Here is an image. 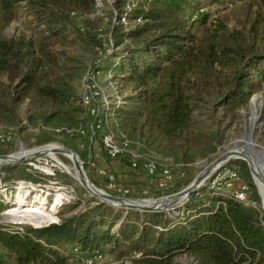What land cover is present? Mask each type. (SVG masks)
Listing matches in <instances>:
<instances>
[{
	"label": "trees",
	"instance_id": "1",
	"mask_svg": "<svg viewBox=\"0 0 264 264\" xmlns=\"http://www.w3.org/2000/svg\"><path fill=\"white\" fill-rule=\"evenodd\" d=\"M22 3L38 20L41 38L2 35ZM96 10L97 0H0V76L8 81L7 92L0 97V123L19 135L38 128L40 144L79 139L87 165L91 155L96 158L94 145H99V165L119 185L130 189L139 185L138 192L182 190L188 183L181 184L176 173L164 181L165 169L157 163L156 174L148 173L144 166L152 157L147 154L134 158L125 149L116 158L109 157L103 144L104 136L112 135L108 121L128 147L140 143L144 152L170 156L181 167L210 160L231 138L230 129H241V110L258 89L254 72L264 64V14L257 13L248 31L232 30L214 21L201 0H114L108 48L87 74L108 73L113 86L120 85V96L127 90L134 95L107 111L103 102L96 103L99 94L95 95L94 117L83 102L84 69L73 66L74 57L58 46L73 37L102 49L89 17ZM77 15L82 18L75 20ZM26 101L30 109L22 119L18 107ZM117 165L129 177L121 179L114 171ZM225 167L238 170L255 207H246L213 186L214 174L178 216L97 202L78 212L76 207L65 209L58 224L44 228L10 230L0 225V264H71L76 258L85 263L103 249L119 257L138 255L133 264H178L181 256L198 264H264V213L257 208L262 196L244 161ZM90 177L104 186L97 172L91 170ZM162 181L164 187L159 186ZM5 207L0 202V210Z\"/></svg>",
	"mask_w": 264,
	"mask_h": 264
},
{
	"label": "rangeland",
	"instance_id": "2",
	"mask_svg": "<svg viewBox=\"0 0 264 264\" xmlns=\"http://www.w3.org/2000/svg\"><path fill=\"white\" fill-rule=\"evenodd\" d=\"M113 2L114 0H97V10L89 16L92 19L94 26L96 27L93 34L97 36L100 43H103L102 49L95 45L92 46L90 44L84 43L81 40L75 41L73 40V37H70L64 45L58 46L59 51H62L63 53H67L68 55L74 57V60L71 61L73 66L84 69L83 78L81 79V86L83 87L81 90L82 93L86 90L84 89L86 82L83 80L85 75L90 69L93 70L99 65V59L104 56V48H108L106 46L107 43H105V40L110 32L109 29L111 27V21L114 19L111 11ZM201 3L203 4L205 11L211 13L214 21L220 20L225 23L229 29L232 30L248 31L257 13L259 12L264 14V0H201ZM21 7H23L22 10L18 12L13 23L2 33V35L6 38H41V28L37 27V24L39 23L38 20L34 19V16L31 13L27 12L24 3L21 4ZM75 18V20H77L82 18V16L77 15ZM107 52L110 53L111 49H107ZM254 73V81L258 84V89L251 98L249 106L241 110V119L243 121V124L240 127L241 129L239 130L238 128V131L230 129L231 138L221 148H219L217 153L214 154L210 160H197L193 163L185 165V167H181L177 165L174 159L170 156L157 154L156 152H152L149 149L148 151L144 152V147L140 143H134L130 145L131 147H128L129 143L124 141L125 143H128L126 144V147L124 143L122 144L123 137H121V134L116 131L113 123L111 121H108V130L112 133L117 143L120 144L124 148V150L129 149L131 153L139 156L143 154L149 155L150 157H152L151 161L155 162V164L157 163V165H160L162 168L170 170L173 175L176 173L179 177L178 181L181 179V184L188 183V185H186L182 190L179 191H174L173 189L161 190L160 188H156L153 192L154 195H148L145 191L138 192L135 187H139V185L132 184L134 188L131 189L124 185H120L123 189H125L124 191L128 190L130 192L113 194L108 190L97 186L91 180V168L86 164L84 160L83 153L85 152L84 149L81 148V142H79V139L74 141L73 143L68 142V144H65L60 138H57V140L40 144L37 141V135L39 134L38 128L35 127H32V130L22 132L14 141V143H12V145H10L8 148L5 146H1L0 156L14 154L18 152L22 146L27 149H34L45 145H58V147L61 146L60 148H70L77 152L79 159L83 162V168L86 173V177H88V179L105 194H109L116 198H122L126 200H156L169 197L183 191L188 186H190L212 162L223 156L226 152L236 150L238 146L243 145L244 142L248 140V135L252 129L253 143L255 144V148L258 150L264 148V64H260V66L255 69ZM2 85H5V87H3ZM7 85L8 81L6 77L0 76V97L3 93L7 92ZM93 86H95L93 93L96 95L99 94V96H97L96 98V103L99 105L100 102H103L106 105V111L114 105L122 104L125 97L134 95L132 94L131 90H127L122 96H120V85L118 86V88L115 84L113 86L112 81L110 80V75L105 72H101L97 75L95 84H93ZM254 99H257L258 104H256V106L258 108V111L252 103V100ZM29 109V101L20 104V106L18 107V112L21 114L22 119H26V114ZM1 126L3 128H11L9 125L0 123V127ZM88 144L89 141L86 146H88ZM94 147L96 148L95 151L99 153V145L95 144ZM57 158L64 164V167L59 166L53 159L49 157L36 162V165L39 166L40 169L37 168L34 170H31L29 168L28 161L15 164L12 163L0 165V202L6 206L5 208L0 210L1 226L10 230H21L25 227L36 228L35 226L45 225V223L42 222L35 223L27 220L26 218H21L17 214H19V210L27 206H40L42 205L43 201H45L44 207L48 209L56 203L55 198L57 200L58 195L61 196V200L57 205L58 221L60 220V212L65 209L68 210L76 207V209H74V212H78L79 210L86 208L88 203H103L95 196L91 195L82 186V181L75 171L73 160H71L68 155L58 154ZM98 159L99 157H96L97 165L100 164L97 161ZM230 162L231 161L227 162L223 166L229 164ZM245 163L247 164V162ZM46 167L53 169L55 175L46 174L44 172L48 170ZM214 173L211 176H213ZM209 178L207 180H209ZM207 180L204 182V185ZM258 186L257 188L263 200V189ZM142 187L144 186L142 185ZM148 187L153 188L154 186L149 185ZM133 189H136L137 191L131 192ZM21 197L24 198L23 200L25 206L23 207H20ZM262 200L261 204L257 206L259 210H262ZM63 201L64 203L62 204ZM78 201H82V204L78 203ZM186 202L187 201L182 202V199H180L175 204V208L165 211L171 216H178L179 214H181L179 209L182 208ZM11 210L15 211L11 212ZM55 217L56 216H54V219ZM21 220L24 221L21 222ZM137 257L138 255L119 257V255L111 254L106 249H103L102 256L97 255L89 257L87 258V260H91L92 264H133V259ZM71 264L86 263L76 258L71 262ZM178 264L198 263L191 257L181 256L178 259Z\"/></svg>",
	"mask_w": 264,
	"mask_h": 264
},
{
	"label": "built area",
	"instance_id": "3",
	"mask_svg": "<svg viewBox=\"0 0 264 264\" xmlns=\"http://www.w3.org/2000/svg\"><path fill=\"white\" fill-rule=\"evenodd\" d=\"M95 81H96V76L94 74H92L91 72H89L86 76V79H85L86 93H85L84 98H83L84 105L89 109L90 115L94 116V117H96L97 112H98L96 107H94L92 104V98L96 95L93 93V90L95 89V86H93V84H95ZM22 124L26 127H29V123L27 120H24ZM92 126H93V124L91 125V127ZM99 127H100V125H98V128ZM18 137H19V134L15 128H6V127L3 128L2 126L0 127V147L5 146L8 148L10 145H12V143H14V141ZM103 144H104L105 153L111 158H116L117 156H119L120 154H122L124 152V148L120 144L117 143V141L113 135L104 136ZM51 147H58V145H56V146L45 145V146H40V147H37L34 149H27L24 146H22L18 152L14 153V154H10V155L23 157V156L29 155L31 152H34V151H39V152L43 153L39 156H36L35 158L27 160L29 168L31 170H34V169L39 168V166L36 165V162H39L41 159H44L46 157L53 159L52 157L47 156L45 154V151ZM81 148L84 149V145L81 144ZM58 154H60V153H56L57 157H58ZM98 154H100V153L97 152L96 157H99V159L97 160L99 163V162H101V158H100V155H98ZM131 154L134 158L139 157L138 155H135L134 153H131ZM78 158H79V156H78ZM53 160L59 166H61V164L56 159H53ZM80 162L83 165V162L81 160H80ZM89 166H90L91 170L97 172L99 179L104 181V183H103L104 186L102 188L108 190L111 193H117V194L122 193V192H130L128 190L124 191L125 189H123L117 183L114 175L112 173H110L109 171H107L104 166L101 167V166L97 165L96 164V158H94L92 155H91V159L89 161ZM134 166H136V165L134 164ZM61 167H63V166H61ZM46 168L48 169L47 171H44L46 174L55 175L53 169H51L49 167H46ZM144 168L148 171V173L150 175L156 174L157 168H156L155 162L150 160L148 163L145 164ZM214 174H215V177H214V180L212 182L213 186H218V188L231 193L232 198L234 200L238 201L239 203L243 204L246 207H255L256 206L255 202L253 201V199L251 197V192H250L249 186L239 176L237 169L222 166L217 171H215ZM162 176L164 178V181L167 182V181H170L172 179L173 175H172V172L170 170L165 169L164 171H162ZM159 186L164 187L165 182L162 181V183ZM65 200H66V198H65ZM55 201H56V198H55ZM64 201L62 202V204L64 203ZM48 209H51V207ZM58 210H59V208H58ZM57 214H58V211L55 215L56 216L55 219L52 222L47 223L45 225H41V226H35L36 227L35 229L48 227V226L53 225V224H58ZM100 255L102 256V254H100ZM96 256H97V254H96ZM85 263L86 264H92V261L86 260Z\"/></svg>",
	"mask_w": 264,
	"mask_h": 264
},
{
	"label": "water",
	"instance_id": "4",
	"mask_svg": "<svg viewBox=\"0 0 264 264\" xmlns=\"http://www.w3.org/2000/svg\"><path fill=\"white\" fill-rule=\"evenodd\" d=\"M252 103L256 107V110L258 111V108L254 103V100H252ZM248 141L251 142L252 148L255 152L253 157L248 158V157H246L247 154H245V156H243V157H233L232 152H236V150L228 151L223 156L219 157L217 160L212 162L200 174V176L198 178H196V180L190 186H188L186 189H184L183 191H181L175 195L165 197V198H161V199H156V200H126V199H122V198H116V197L109 195V194H105L102 191H100L93 183H91V181L88 179V177L86 178V173L84 171L83 165L80 162V160L77 158L75 160V166H76L77 172L79 173L80 176L83 177L84 181L87 180V184H86V182L80 181L82 186L89 193H92V191H94V190H92V188H94L96 191H98L99 193L93 192L94 193L93 196H95L101 202L107 203V204L112 205V206L117 207V208L125 209L127 211L128 210H137L140 212H159V211H165L168 209L175 208L176 207L175 204L180 199H182V202L189 200L191 197H193L195 192L198 189H200V187H202L204 185V182L215 171H217L224 164H226L227 162L232 161V160H243V161L247 162L248 167L250 169V172L252 174L254 183L256 185V182L254 179V165H258L259 169L261 171H264V148H262L261 150H258L255 148V144L253 143V129H252L248 135V140L246 142H244L243 145L238 146L237 149L238 148H244L245 149V147L248 146ZM63 150H66V151L72 153L73 155H75L76 157H78L77 152L74 151L73 149H70V148L62 147L61 149H57V150H53V151H54V153H62ZM41 154H43V153H41L39 151H34V152H31L27 156H23V157H19V158H14L15 155L0 156V165L25 162V161L32 159V158H35L36 156H39ZM256 187H257V185H256ZM258 193H259V190H258ZM259 195H260V193H259ZM135 202H138V203H135ZM146 203H148V204L146 205ZM262 204H263L262 206L264 207L263 200H262ZM261 211L264 213V209Z\"/></svg>",
	"mask_w": 264,
	"mask_h": 264
},
{
	"label": "bare ground",
	"instance_id": "5",
	"mask_svg": "<svg viewBox=\"0 0 264 264\" xmlns=\"http://www.w3.org/2000/svg\"><path fill=\"white\" fill-rule=\"evenodd\" d=\"M254 103H255V105L258 104L257 99H254ZM57 149H61V148L60 147L48 148L45 151V154L47 156L52 157L53 159H56L61 164V166L64 167V164L56 157V153H54V151H53V150H57ZM60 154L68 155V157H70L71 160H73L74 168H75V171L77 172L76 166H75V160H76V158L77 159H79V158L76 157L75 155H73L72 153L66 151V150H63L62 153H60ZM232 154H233V157H243V156H245V154H247L246 157L251 158V157H253L255 152L252 148L251 142L248 141V146L245 147V149L244 148H238V149H236V152H232ZM19 157L20 156H14V158H19ZM77 175H79L78 172H77ZM79 178L81 179L82 182H86V184H87V180L84 181L82 176L79 175ZM254 178L256 180V185L257 186L259 185L263 189V195H264V171H261L259 169L258 165H254ZM92 190H94V191H92V193H90L91 195H94V193H99L94 188H92ZM23 197L20 198V207L25 206ZM60 200H61V196L58 195L56 203L52 205L50 210L47 209L46 207H44L45 201H43L42 205H40V206H38V205H34L32 207L27 206V207L19 210V212H18L19 214H17V215H19L21 218H26L27 220L35 222V223H37V222H42L45 224L50 223L54 220L55 213L57 212V205H58V202H60ZM263 202H264V197H263ZM135 203H138V202H135ZM147 204L148 203H146V205ZM263 209H264V207L262 206V210ZM13 211H15V210H11V212H13ZM22 221H24V220H21V222ZM39 226H41V225H39Z\"/></svg>",
	"mask_w": 264,
	"mask_h": 264
},
{
	"label": "crops",
	"instance_id": "6",
	"mask_svg": "<svg viewBox=\"0 0 264 264\" xmlns=\"http://www.w3.org/2000/svg\"><path fill=\"white\" fill-rule=\"evenodd\" d=\"M114 171L118 174V176L121 178V179H124V178H127L129 176H126L125 174L122 173V169L119 165L117 166H114Z\"/></svg>",
	"mask_w": 264,
	"mask_h": 264
}]
</instances>
